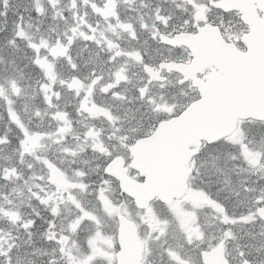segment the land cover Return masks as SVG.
<instances>
[{"label": "snow or ice", "instance_id": "1", "mask_svg": "<svg viewBox=\"0 0 264 264\" xmlns=\"http://www.w3.org/2000/svg\"><path fill=\"white\" fill-rule=\"evenodd\" d=\"M131 2L0 0L28 70L0 73V264H264V113L201 120L192 75L207 43L227 100L253 69L264 95V0ZM170 139L161 183L137 155Z\"/></svg>", "mask_w": 264, "mask_h": 264}, {"label": "water", "instance_id": "2", "mask_svg": "<svg viewBox=\"0 0 264 264\" xmlns=\"http://www.w3.org/2000/svg\"><path fill=\"white\" fill-rule=\"evenodd\" d=\"M216 34L217 33H214V36ZM254 46L257 57H264V25H259L257 27L254 38ZM203 47L211 48V46L207 43L203 44ZM214 84H217V82H214ZM211 91L212 92H210V95L212 98V104L209 110L205 111L209 114H214L219 110V108H223L228 111V118H230L231 116H246V112H251V115L264 113V95L261 94V91L258 87V77L255 69H253L250 73V81L248 85L241 89L234 99L227 100L224 94L220 92L216 85ZM221 97H224L226 101L221 102L219 100ZM134 258L135 249L134 247H132L130 248V259Z\"/></svg>", "mask_w": 264, "mask_h": 264}, {"label": "trees", "instance_id": "3", "mask_svg": "<svg viewBox=\"0 0 264 264\" xmlns=\"http://www.w3.org/2000/svg\"><path fill=\"white\" fill-rule=\"evenodd\" d=\"M9 16L11 17V12L9 13ZM9 24H12V20L11 19H9L7 21V27L6 28L1 29V27H0V35H4L5 34V31L9 35L11 34V30L8 27ZM0 50L2 51V54L5 57L4 60L7 61V63L8 62L10 63L11 61H15V63H19V62H21L20 57H22L24 55L23 51L15 52L13 50V48H11L10 46H6L3 41H0ZM17 66H18V68L20 67V65H17ZM4 69H5V66L3 65V63H2V61L0 59V73H2ZM26 75H27V73H25V76ZM0 128H3V125L2 124H0Z\"/></svg>", "mask_w": 264, "mask_h": 264}, {"label": "flooded vegetation", "instance_id": "4", "mask_svg": "<svg viewBox=\"0 0 264 264\" xmlns=\"http://www.w3.org/2000/svg\"><path fill=\"white\" fill-rule=\"evenodd\" d=\"M141 0H132V2L128 5H126L123 9H122V13L124 16L126 17H129L130 18V21L133 23V24H136L138 21H137V15L140 14V9H142L143 12H147L148 9H144V8H141L140 5H141ZM154 7V6H152ZM133 9H135V11H133ZM134 16V17H133ZM183 99L182 96H177L176 97V100L177 102L179 103L181 100Z\"/></svg>", "mask_w": 264, "mask_h": 264}, {"label": "rangeland", "instance_id": "5", "mask_svg": "<svg viewBox=\"0 0 264 264\" xmlns=\"http://www.w3.org/2000/svg\"><path fill=\"white\" fill-rule=\"evenodd\" d=\"M157 2L161 3V2H163V0H157ZM144 3H145V1H144ZM4 191H6V190H4ZM258 231H259V228H258Z\"/></svg>", "mask_w": 264, "mask_h": 264}]
</instances>
